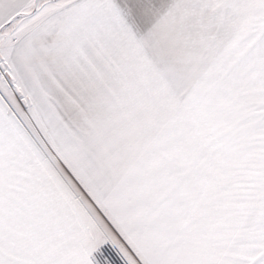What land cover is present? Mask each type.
<instances>
[{
	"label": "snow or ice",
	"instance_id": "obj_1",
	"mask_svg": "<svg viewBox=\"0 0 264 264\" xmlns=\"http://www.w3.org/2000/svg\"><path fill=\"white\" fill-rule=\"evenodd\" d=\"M0 264H264V0H0Z\"/></svg>",
	"mask_w": 264,
	"mask_h": 264
}]
</instances>
